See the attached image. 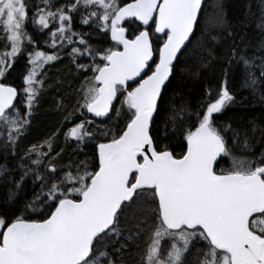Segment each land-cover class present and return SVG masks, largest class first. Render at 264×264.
I'll use <instances>...</instances> for the list:
<instances>
[{
	"label": "snow or ice",
	"instance_id": "obj_1",
	"mask_svg": "<svg viewBox=\"0 0 264 264\" xmlns=\"http://www.w3.org/2000/svg\"><path fill=\"white\" fill-rule=\"evenodd\" d=\"M215 7L0 0V264H128L133 248L138 264H264V127L223 119L249 100L229 86L237 76L264 104V0L246 5L238 39ZM65 56L75 86L50 83L45 66ZM178 69L218 72L195 110L172 93ZM53 86L69 89L55 101L62 122L25 144ZM61 136L81 152L94 144L93 162L66 159Z\"/></svg>",
	"mask_w": 264,
	"mask_h": 264
},
{
	"label": "trees",
	"instance_id": "obj_2",
	"mask_svg": "<svg viewBox=\"0 0 264 264\" xmlns=\"http://www.w3.org/2000/svg\"><path fill=\"white\" fill-rule=\"evenodd\" d=\"M33 4H36L38 0H31ZM57 4L63 3L64 0H56ZM260 0H223V5L226 11L227 19L231 22L233 31L239 35H243L244 32L241 29L240 21L243 20L247 13L246 5L251 3L253 6V11H257V5ZM218 0H206L205 4L207 6V12L209 14H214L216 11L215 5ZM30 33L43 37V33H34L31 26L27 29ZM248 37L253 38V45L256 44L259 39V32L256 29L255 22L247 26L246 28ZM46 39V37H43ZM228 43L225 40V45ZM4 49V41L0 40V51ZM10 50V49H9ZM39 50L48 51L49 54L52 53V49H47L44 47L41 41L39 45ZM253 49H249V55L252 54ZM26 66V60H20L19 63L15 64V71L12 72L11 83L14 85H19L22 82L21 73ZM30 67V65H28ZM47 69L48 77L50 78V83L55 85V81L63 80L65 84L72 83L74 86L79 83V81L74 80L72 77L71 63L65 56L62 60L55 62L50 66H45ZM183 68V65H182ZM218 72H203L199 79L194 78L190 72L178 69L176 74V79L171 85L172 93L183 94V97L190 101L193 110L200 103L205 86H216L217 85ZM82 79V78H81ZM234 91L237 92V96H248L249 100L244 106L239 104L230 107L224 114L223 119L230 120L234 125H243L249 127L250 121H255L256 124L264 127V104L260 103L259 100H253L247 90H241L240 79L237 76L230 82L229 85ZM69 89L65 87L53 86L45 94L44 98L41 100L40 106L35 112L32 124L29 130L27 139L24 141L25 144H31L43 141L45 138L51 136L57 128H59L63 116L62 113L56 110L55 101L60 98V96L68 97ZM170 93V94H172ZM71 102V101H69ZM176 103L179 105L181 101L178 99ZM163 116V114H162ZM89 118H92L89 114ZM79 117H77L76 122H79ZM58 146L65 147L66 149V159L71 157L74 161L88 160L89 163L93 162V154L95 152L94 144H86L84 146V151H77L72 146H66L63 141V137L58 138ZM177 153L183 151V148L179 144H174ZM28 195H31L29 191ZM141 257V252L137 249H131L129 251L128 264H138Z\"/></svg>",
	"mask_w": 264,
	"mask_h": 264
},
{
	"label": "water",
	"instance_id": "obj_3",
	"mask_svg": "<svg viewBox=\"0 0 264 264\" xmlns=\"http://www.w3.org/2000/svg\"><path fill=\"white\" fill-rule=\"evenodd\" d=\"M205 2H206V0H205ZM90 116H91V114H90Z\"/></svg>",
	"mask_w": 264,
	"mask_h": 264
}]
</instances>
